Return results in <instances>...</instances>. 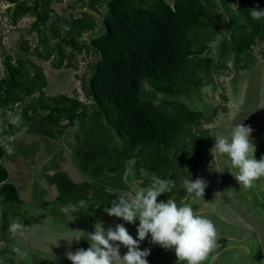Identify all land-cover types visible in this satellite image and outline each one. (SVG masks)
I'll return each mask as SVG.
<instances>
[{"label": "trees", "instance_id": "obj_1", "mask_svg": "<svg viewBox=\"0 0 264 264\" xmlns=\"http://www.w3.org/2000/svg\"><path fill=\"white\" fill-rule=\"evenodd\" d=\"M53 1L0 0V4L8 2L13 5L6 8L12 25L21 17L29 16L33 18L30 30L37 33L49 30L50 36L56 40L52 50L59 55L57 62L53 61L54 67L70 66L62 63L63 46L76 51L85 50L95 56L84 82L89 105L65 94L45 95L47 82L40 65L24 63L21 57L12 62L10 55L3 60L0 112L5 114L10 105L28 99L21 118L37 120L36 130L27 127L29 132H41L44 126L45 133L51 126L68 128L87 117L89 106L93 109L87 121L81 123L74 150L79 158L78 169L85 180L75 182L58 170L45 176L56 191L55 206L51 209L53 216H57L58 222L64 221L68 214L58 215L56 211L69 202L78 205L80 201L91 205L90 211L85 207L80 211L89 219L91 211L104 212L103 209L111 207V201L117 196L112 191L113 177L122 175L131 161L136 176L144 169L155 178L172 184L170 192L158 197L180 196L181 182L191 165L186 153L192 150L190 157L197 163L208 150L209 139L204 132L193 129L202 125L203 111L178 98L199 93L203 85L200 72L208 73L212 57L201 56L207 49L202 42L207 36L196 32V27L203 21L212 23L218 19V12L207 1L201 0H174L172 3L166 0H105L101 31L92 35L88 42H79L83 33L90 29L83 21H63L56 28L61 29L63 35L60 30L47 27L46 22L55 13L51 6ZM91 1L99 3V0ZM252 9L264 10V2L242 0L228 17L227 27L232 34L225 47L233 54L235 62H239L243 55L251 56L256 41L264 43V17L252 19L249 15ZM19 47L21 51L27 50L24 43ZM262 51L264 56V47ZM35 52L44 61L51 55V52L42 53L36 49ZM70 56H73L72 52ZM157 93L164 96L161 102L151 98ZM38 110L44 114L40 115ZM63 121L65 124H61ZM4 135L5 129H2L0 202L4 208L1 211V238L9 234V219L12 220L14 213L7 207L13 208L12 205L22 201L18 188L8 180L3 158L8 150L4 142H10ZM154 181L156 179L146 180L144 186H150ZM36 193L33 192L34 198ZM42 204L44 210L50 205L45 200ZM33 207L40 206L35 204ZM217 245L222 248L225 240H218ZM59 264L71 263L63 261Z\"/></svg>", "mask_w": 264, "mask_h": 264}, {"label": "rangeland", "instance_id": "obj_2", "mask_svg": "<svg viewBox=\"0 0 264 264\" xmlns=\"http://www.w3.org/2000/svg\"><path fill=\"white\" fill-rule=\"evenodd\" d=\"M104 1L99 0V3H96L91 0H54L51 6L55 13L51 15L46 25L48 28L56 29L66 20L83 21L90 29L83 33L79 42H88L92 35L101 31V16L106 10ZM166 1L172 3L174 0ZM201 1L211 4L219 16L212 23L206 20L196 27V32L202 33L203 37L207 36V39L203 38L202 41L207 49L201 56H211L212 62L207 74L200 72L204 82L199 93L189 98L183 96L178 99L196 106L204 113V117L201 118L202 125L193 129H196V132H204L209 139V147L197 163L190 157L192 150L186 153V159L190 160L191 165L183 178L189 177L191 180L201 178L207 186L203 196H198L187 193L181 182L180 196L173 194L166 198L157 197V202L172 199L178 206L189 204L196 214L213 222L217 231V241L224 239L225 245L222 248L217 246L204 261L205 264H264V177L254 181L253 187L249 189L239 186L227 168L223 172L214 169L223 168L224 158L216 155L215 150L211 149L215 144V138L228 136L233 127L242 123L253 129L250 139L255 144V158L259 160L264 156L262 55L264 43L256 41L251 56L243 55L239 62H235L233 54L225 47L232 34L227 27V21L242 0ZM7 6L13 7L8 2L0 4V77L4 75L3 60L6 55L11 56L12 62L21 57L24 63L34 62L42 67L47 82L44 88L45 95L65 94L77 97L83 104L89 105L90 100L86 97L84 82L87 81L90 65L94 62L95 56L85 50L76 51L63 46L62 63H68L70 66L54 67L53 61L57 62L59 55L52 50L56 40L50 36L49 30L40 33L30 30L33 18L29 16L21 17L17 24L12 25ZM56 30L58 32L60 30L63 35L61 29ZM20 43L27 47L26 51H21ZM35 49L42 53L51 52L49 59L40 60ZM70 52L73 56H70ZM151 98L155 102H161L164 96L157 93ZM28 103L26 99L22 103L10 105L5 114L0 112V136L1 130L5 129L4 138L9 140L12 149L11 152L6 150L4 165L9 173L8 180L16 185L22 198L20 204L12 205L13 208L7 207L14 211L11 215L12 220L9 219V228L16 222L22 227L17 232L9 231L5 238L0 236V260L4 259L0 264H59L70 261L65 256L66 251L87 249L89 243L81 237L79 242L73 240L69 245L62 236L71 238L79 235V230L91 233L98 221L103 222L105 230L109 226L114 228L117 223L123 224L129 234L134 239L137 238L138 220L128 223L122 218L109 216L106 212L91 211L90 219L81 212L73 213L72 220H69L71 218L69 215L61 222L55 219L57 216H53L51 209L55 206L53 200L56 191L45 176L58 170L66 173L75 182L85 180L86 177L78 169L79 158L74 150L78 144L81 123L87 121L93 109L89 106L87 117H83L82 122L76 121L68 128L51 126L52 130L45 133L44 126V133L29 132L27 127L35 129L37 120L33 122L21 118L18 125L10 122L12 116L22 117ZM26 112L30 114L29 110ZM38 112L40 115L44 114L39 110ZM61 124H65V121ZM139 174L136 176L133 161L129 162L122 175L113 177L115 185L112 191L116 194L134 193L148 187L144 186L146 180H159L144 169H141ZM33 192H37L36 198L33 197ZM44 200L50 203L47 210H44L42 204ZM35 204L40 207H33ZM84 207L87 211L92 208L89 204H84ZM3 208L0 202V223ZM56 212L58 215L63 214L61 210ZM104 221L109 224H105ZM139 247L141 250L145 248L150 250L146 257L148 264H176L174 251L151 243L150 236L141 241ZM17 249L20 250L19 253ZM126 252L127 248L121 245L120 255L123 256Z\"/></svg>", "mask_w": 264, "mask_h": 264}, {"label": "clouds", "instance_id": "obj_3", "mask_svg": "<svg viewBox=\"0 0 264 264\" xmlns=\"http://www.w3.org/2000/svg\"><path fill=\"white\" fill-rule=\"evenodd\" d=\"M249 15L252 19L259 20L264 17V10L252 9ZM10 122L18 125L21 117L12 116ZM252 131L250 126L239 123L231 129L228 136L215 138V144L211 148L216 155L224 158L223 168L214 169L223 172L227 168L239 186L245 189L253 187L254 181L264 177V156L259 160L254 156L255 144L250 139ZM4 146L9 152L12 151L7 141ZM206 186L201 178L191 180L187 177L183 180V188L189 194L203 196ZM170 191L171 187L167 182L156 180L146 189L117 194L116 199L111 201V207L104 208L103 211L128 223L138 220L137 238L134 239L123 224L117 223L114 228L109 226L105 230L103 222L98 221L91 233L79 230V235L71 238L62 236L69 245L73 240L79 242L81 237L89 243L87 249L66 251L65 256L71 264H148L146 257L150 250H141L139 244L150 236L151 243L174 251L176 264H203L218 246L216 228L210 219L196 214L189 204L178 206L172 199L157 202L160 194ZM83 207L84 201H80L78 205L69 202L61 206L60 210L72 220V214L80 212ZM21 227L19 222L13 223L10 231L17 232ZM121 245L127 248L123 256L119 253ZM16 251L20 252L19 249Z\"/></svg>", "mask_w": 264, "mask_h": 264}, {"label": "crops", "instance_id": "obj_4", "mask_svg": "<svg viewBox=\"0 0 264 264\" xmlns=\"http://www.w3.org/2000/svg\"><path fill=\"white\" fill-rule=\"evenodd\" d=\"M101 215H103V214H101ZM104 222H105V221H104ZM106 223L109 224L108 222H105V224H106Z\"/></svg>", "mask_w": 264, "mask_h": 264}]
</instances>
